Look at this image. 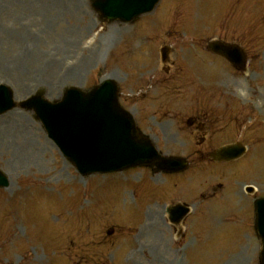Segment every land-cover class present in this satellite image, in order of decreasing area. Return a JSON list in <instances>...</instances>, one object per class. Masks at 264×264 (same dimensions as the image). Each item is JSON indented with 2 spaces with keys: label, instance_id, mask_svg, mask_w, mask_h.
Masks as SVG:
<instances>
[{
  "label": "rangeland",
  "instance_id": "1",
  "mask_svg": "<svg viewBox=\"0 0 264 264\" xmlns=\"http://www.w3.org/2000/svg\"><path fill=\"white\" fill-rule=\"evenodd\" d=\"M149 27L150 40L143 33ZM214 39L239 42L248 52L247 68L235 69L208 50ZM162 42L179 53L172 58L179 62L183 103L176 80L147 77V67L159 68ZM107 76L118 81L121 103L138 118L148 116L142 108L152 106V95L162 96L166 108L185 106V114L194 110L193 91L225 97L214 104L253 119L246 134V125L235 121L214 142L243 140L248 151L240 166L226 168V176L218 166L196 175L191 163L179 191L168 187L163 194L144 169L82 177L31 112L9 110L0 114V168L10 178L0 188V264H259L254 231L243 236L244 225L223 218L224 208L241 212L250 205L237 192L244 183L264 193V0H160L132 24L100 23L90 0H0V82L12 87L17 103L38 90L55 99L70 84L89 88ZM157 144L183 156L195 145L187 139ZM137 176L147 179L141 189L131 184ZM213 182L224 188L208 204L200 192L208 195ZM176 200L193 210L179 227L163 218ZM244 210L238 222L253 219L250 206ZM199 221L206 222L201 229Z\"/></svg>",
  "mask_w": 264,
  "mask_h": 264
},
{
  "label": "water",
  "instance_id": "2",
  "mask_svg": "<svg viewBox=\"0 0 264 264\" xmlns=\"http://www.w3.org/2000/svg\"><path fill=\"white\" fill-rule=\"evenodd\" d=\"M157 1L97 0L95 7L104 19L131 21L153 9ZM217 49L230 61L236 60L232 48ZM14 105L11 90L0 87V112ZM23 106L36 109L48 136L82 174L122 170L154 162L158 169L169 171L185 165L181 159L158 155L150 140L138 132L132 116L119 105L117 86L111 79L87 92L69 87L62 99L54 103L33 97ZM221 152L237 156L241 149L232 146ZM7 185V178L0 171V187ZM256 207L257 230L263 245L261 264H264V198L257 201ZM185 212L187 208L179 205V219Z\"/></svg>",
  "mask_w": 264,
  "mask_h": 264
},
{
  "label": "flooded vegetation",
  "instance_id": "3",
  "mask_svg": "<svg viewBox=\"0 0 264 264\" xmlns=\"http://www.w3.org/2000/svg\"><path fill=\"white\" fill-rule=\"evenodd\" d=\"M173 68L177 70L164 69L165 78L162 81H172L176 80L178 82V93L177 97L181 96L179 94V65L172 64ZM150 79H157L158 72H153L149 69ZM168 85V84H166ZM168 94V92H167ZM162 95V94H161ZM167 98V96H164ZM182 98H180L181 100ZM150 101L153 106H147L142 108L144 114L152 113L154 115H170L169 118L165 120H160L156 124L159 125L162 138L157 139V141L162 142H183L184 140H190L191 142H196V147L193 148L191 157L195 161L198 168V164L201 161L209 159L210 154L214 151V142H221L218 138L219 135L224 131V129L231 123L239 121L241 126L249 125L252 123V118L247 116H239L238 114L228 113L227 108L218 107L214 102V93L211 92H196L194 100V111L189 116H184V109L182 107H165L162 105L163 97L159 95L150 96ZM154 117V116H153ZM189 120V122H187ZM141 123L147 121L146 119H140ZM186 121V125L184 122ZM154 128V127H153ZM188 128V129H184ZM182 132H189L188 138H182ZM243 131V134H246ZM230 142V141H227ZM188 158V157H187ZM189 159V158H188ZM178 185H179V175H178ZM215 192L216 187L212 188Z\"/></svg>",
  "mask_w": 264,
  "mask_h": 264
},
{
  "label": "bare ground",
  "instance_id": "4",
  "mask_svg": "<svg viewBox=\"0 0 264 264\" xmlns=\"http://www.w3.org/2000/svg\"><path fill=\"white\" fill-rule=\"evenodd\" d=\"M55 1L59 2V0H55ZM30 2H32V3H33V2H40V3H41V2H43V1H42V0H32V1L30 0ZM28 127H29V125L27 126V128H28ZM26 150H27V152H29V148H28V147H27Z\"/></svg>",
  "mask_w": 264,
  "mask_h": 264
}]
</instances>
